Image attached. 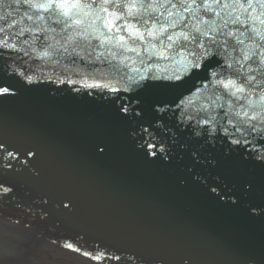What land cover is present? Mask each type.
Segmentation results:
<instances>
[{
  "label": "water",
  "instance_id": "1",
  "mask_svg": "<svg viewBox=\"0 0 264 264\" xmlns=\"http://www.w3.org/2000/svg\"><path fill=\"white\" fill-rule=\"evenodd\" d=\"M15 43L22 51L9 55L17 59L0 58V84L16 92L0 97V143L27 165L18 159L0 175L47 204L49 223L142 264H264V163L250 148L237 149L222 132L197 136L195 120L182 124L174 104L155 103L171 97L143 89V97L74 92L32 50L24 55L28 44ZM79 61L91 73L126 79L105 60L98 68ZM14 68L33 83L12 74ZM193 100L188 111L195 114L201 94ZM130 104L127 114L120 110ZM252 139L264 152V138ZM149 144L165 152L153 158ZM18 201L27 206L28 199Z\"/></svg>",
  "mask_w": 264,
  "mask_h": 264
},
{
  "label": "snow or ice",
  "instance_id": "2",
  "mask_svg": "<svg viewBox=\"0 0 264 264\" xmlns=\"http://www.w3.org/2000/svg\"><path fill=\"white\" fill-rule=\"evenodd\" d=\"M12 6L23 15L19 21L9 23V28L23 23L24 18L36 27L29 25L0 36V58L17 59L9 55L22 51L14 38L26 33L33 42H39V52L32 48L39 59L63 58L67 53L73 64L77 59L95 64L108 56L116 59L118 54L133 53L144 72L136 67L132 70L138 79L128 76L125 80L121 76L117 83L124 82L123 91L134 86L151 97H171L170 101L157 99L155 103L174 104L182 124L195 120L191 126L196 128L197 136L203 131L214 137L219 129L237 149L254 145L249 136L264 138V0H0V9ZM11 15L0 11V20ZM5 32L7 29L0 27V33ZM22 42L32 47L27 39ZM23 51L28 55L26 49ZM129 59L122 56L118 63L131 68L137 60L128 64ZM157 61L165 63L161 66ZM12 74L29 85L33 83L32 75L19 68L12 69ZM81 87L107 88L117 94L121 91L111 81L82 83ZM13 88L10 83L0 84V97L15 96ZM206 90L208 94L204 95ZM198 94L203 103L192 114L188 108L196 103L193 97ZM120 110L126 114L129 111L126 106ZM148 147L152 149L148 155L153 158L157 151L165 152L156 144ZM251 152L264 161V153L254 146ZM0 159L8 161L0 166L10 169L11 160L18 159V155L0 143ZM0 189L3 193L11 191L2 184ZM62 247L95 264L121 260L119 255L98 246L95 252L70 241Z\"/></svg>",
  "mask_w": 264,
  "mask_h": 264
},
{
  "label": "flooded vegetation",
  "instance_id": "3",
  "mask_svg": "<svg viewBox=\"0 0 264 264\" xmlns=\"http://www.w3.org/2000/svg\"><path fill=\"white\" fill-rule=\"evenodd\" d=\"M51 247L28 232L12 233L0 238V264H82L77 257Z\"/></svg>",
  "mask_w": 264,
  "mask_h": 264
},
{
  "label": "bare ground",
  "instance_id": "4",
  "mask_svg": "<svg viewBox=\"0 0 264 264\" xmlns=\"http://www.w3.org/2000/svg\"><path fill=\"white\" fill-rule=\"evenodd\" d=\"M12 233H16V234H20L23 233L21 230L19 229H15L11 226H8L2 222H0V238L4 237V236H9ZM3 234H5L4 236H2Z\"/></svg>",
  "mask_w": 264,
  "mask_h": 264
}]
</instances>
